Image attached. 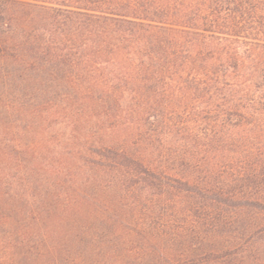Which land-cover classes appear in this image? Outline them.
Here are the masks:
<instances>
[{"label": "trees", "instance_id": "trees-1", "mask_svg": "<svg viewBox=\"0 0 264 264\" xmlns=\"http://www.w3.org/2000/svg\"><path fill=\"white\" fill-rule=\"evenodd\" d=\"M0 264H264V0H0Z\"/></svg>", "mask_w": 264, "mask_h": 264}]
</instances>
